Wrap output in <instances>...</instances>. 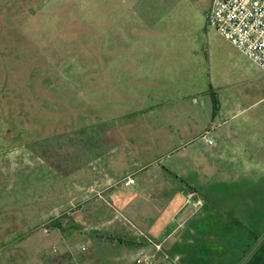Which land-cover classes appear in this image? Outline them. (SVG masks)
<instances>
[{
    "label": "rangeland",
    "instance_id": "374dc122",
    "mask_svg": "<svg viewBox=\"0 0 264 264\" xmlns=\"http://www.w3.org/2000/svg\"><path fill=\"white\" fill-rule=\"evenodd\" d=\"M212 1L0 0V264H182L194 220L220 251L211 221L264 231V71Z\"/></svg>",
    "mask_w": 264,
    "mask_h": 264
},
{
    "label": "built area",
    "instance_id": "2783aa9c",
    "mask_svg": "<svg viewBox=\"0 0 264 264\" xmlns=\"http://www.w3.org/2000/svg\"><path fill=\"white\" fill-rule=\"evenodd\" d=\"M208 25L264 71V0H213ZM120 184L130 186L136 182L130 176ZM148 241L157 251L163 248L161 243ZM136 262L156 264V256L139 254Z\"/></svg>",
    "mask_w": 264,
    "mask_h": 264
},
{
    "label": "trees",
    "instance_id": "16d2710c",
    "mask_svg": "<svg viewBox=\"0 0 264 264\" xmlns=\"http://www.w3.org/2000/svg\"><path fill=\"white\" fill-rule=\"evenodd\" d=\"M209 217V216H208ZM211 218V217H210ZM205 218L200 220H194L191 222V229L185 232L184 243L176 247V253L183 256L181 257L182 264H240L248 253L254 248L259 239L264 235V231L261 233H255L252 229H241V223L239 221H224L213 222L208 225L209 228L213 226H219L221 231V241L224 247L223 251L216 249V246L210 242L207 237L208 233L202 228V223H206ZM235 226V227H234ZM233 238H235V246L238 249L234 259L229 258L231 253L229 252V246H231ZM264 247L263 245L257 250L253 257ZM170 255L175 254L169 252ZM250 261V260H249ZM248 261V262H249ZM248 264V263H247Z\"/></svg>",
    "mask_w": 264,
    "mask_h": 264
},
{
    "label": "crops",
    "instance_id": "0c3cea01",
    "mask_svg": "<svg viewBox=\"0 0 264 264\" xmlns=\"http://www.w3.org/2000/svg\"><path fill=\"white\" fill-rule=\"evenodd\" d=\"M246 75H248V74H246ZM257 80H258V78H257V76H256L255 79H254V81L257 82ZM187 202H188V201H187ZM187 202H186V203H187ZM192 215H193V214H192ZM192 215L189 216V217H187L184 221H182V222L180 223V225H179V227H178V229H177L178 232H179V230H180L181 228H183L185 225L188 224V222H189V220L191 219ZM173 236H174V234H170V235H168V236L164 239L165 243H167L168 240H171V239L173 238ZM182 242H183V240H182V238H181V239H179L178 241H176V242H175L170 248L172 249V247H174V245L179 246ZM129 243H130V242H129Z\"/></svg>",
    "mask_w": 264,
    "mask_h": 264
},
{
    "label": "water",
    "instance_id": "95a60500",
    "mask_svg": "<svg viewBox=\"0 0 264 264\" xmlns=\"http://www.w3.org/2000/svg\"><path fill=\"white\" fill-rule=\"evenodd\" d=\"M263 243H264V235L259 239V241L254 246V248L248 253V255L243 259V261L240 264H247L248 261L253 257V255L257 252V250L263 245Z\"/></svg>",
    "mask_w": 264,
    "mask_h": 264
}]
</instances>
